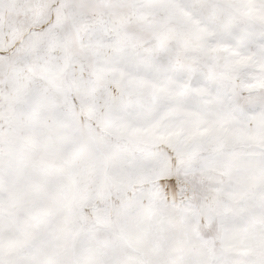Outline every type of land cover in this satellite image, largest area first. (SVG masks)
Returning a JSON list of instances; mask_svg holds the SVG:
<instances>
[{
	"label": "snow or ice",
	"instance_id": "1",
	"mask_svg": "<svg viewBox=\"0 0 264 264\" xmlns=\"http://www.w3.org/2000/svg\"><path fill=\"white\" fill-rule=\"evenodd\" d=\"M0 264H264V0H0Z\"/></svg>",
	"mask_w": 264,
	"mask_h": 264
}]
</instances>
